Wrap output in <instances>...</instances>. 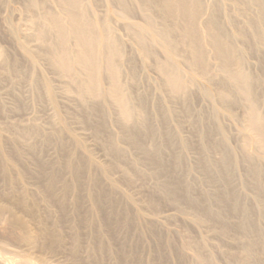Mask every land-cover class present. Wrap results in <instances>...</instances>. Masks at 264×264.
I'll list each match as a JSON object with an SVG mask.
<instances>
[{
	"label": "bare ground",
	"instance_id": "6f19581e",
	"mask_svg": "<svg viewBox=\"0 0 264 264\" xmlns=\"http://www.w3.org/2000/svg\"><path fill=\"white\" fill-rule=\"evenodd\" d=\"M25 12L29 20L21 28L10 24L8 31L28 65L0 49V83H12L17 104L11 112H20L28 106L13 78L29 76V87L51 112L47 131L38 124L41 117L22 126L0 123V200L41 226L37 234L25 227L22 240L35 246L42 239L48 252L64 248L74 264H217L208 249L211 236L240 247L226 251L228 264H264V0H30ZM117 24L130 36L141 67L152 62L158 79L140 77L136 64H128L133 58ZM254 54L260 74L249 65ZM41 65L62 82L60 92L37 74ZM142 81L148 86L137 91ZM150 86L162 95L153 109ZM59 95L78 118L61 108ZM196 97L212 110L196 112ZM3 102L4 115L9 108ZM222 118L236 128L238 152L230 148ZM74 123L92 127L108 164L97 161ZM185 124L198 139L195 166L207 187L200 191L183 176L187 154L197 147L181 134ZM49 148L54 155L44 159ZM240 164L254 207L238 189ZM157 177L166 179L155 182ZM153 181L152 191L146 190ZM163 203L209 235L196 239L186 228L179 240L170 237L157 224ZM11 223L25 225L15 214ZM63 230L70 234L67 244ZM4 255L0 264H39Z\"/></svg>",
	"mask_w": 264,
	"mask_h": 264
},
{
	"label": "rangeland",
	"instance_id": "374dc122",
	"mask_svg": "<svg viewBox=\"0 0 264 264\" xmlns=\"http://www.w3.org/2000/svg\"><path fill=\"white\" fill-rule=\"evenodd\" d=\"M29 1L30 0H3V1L0 0V2H2V3H0V49L3 51V54L6 57H9V58L19 57L20 60L22 59V63L21 64L22 65L24 64V66L28 65L27 64L28 62L25 60L26 58L25 59L23 58L24 55L22 54L23 55V57H22V55L20 54L19 50L16 48L15 42L13 43V40L10 37V34H9L10 32L8 30L10 28V24L13 25V26H17V27L21 28L29 20V18H30L29 13L25 12V7L27 6ZM48 6H49L48 8H50V9H52V8L54 10L56 9L53 6V4H48ZM97 9H98V13L100 15H104V13L106 11V7H105L104 4L98 5ZM134 20L141 21V18L139 16L137 17V15H136V16H134ZM118 24H117V35L120 38V40L123 42L125 51L128 52V53H131V57L133 58V59H131V63H128V64L131 65V67L133 66V64H136L135 66H136V69L139 72V76L140 77L147 76V78H150L152 80L158 79V75H157L156 70L153 67H151L152 66V62L149 63V65H148L149 67L148 68L144 69L143 67H141V61L139 60V58L134 56V50L135 49H134V47L131 44L130 36L128 35L126 30L122 26H120ZM24 34H25V32L22 31V33H21V35H23L22 37H24ZM29 45H30V47L33 48V50L35 51V53L38 56L42 55V51L38 49V47H37V45H36V43L34 41H32V40L29 41ZM249 57H250L249 58V62L251 63V64L249 63V65H250V67H252L251 69L252 70L255 69L254 72L260 74L261 73L260 69H258V70L256 69V67L258 65L257 63H259V60L258 59L256 60V58H260V57L258 55L256 57L255 54L253 56L250 55ZM0 71H1V66H0ZM37 74L41 75V76L49 77L53 81L54 86L56 87V89L60 92V89L62 87V82L58 79L57 75L53 71L48 69L46 66L41 65L40 70L37 72ZM29 79H30L29 76H23L22 74H20L19 76H15L13 78V81L18 82V84H19L18 92H20V94H21V96L19 95L20 98L23 97V99L21 98L22 101L24 100L25 102L24 101L23 102L26 103L27 106H28L23 111L14 112V113L11 112L12 111L11 108H12V105L13 106L15 105L14 104L15 102L17 104V96H16V99H15V94L12 95L13 92L11 93L12 83H10L7 80H5L3 83H0V98L2 99V101H4L3 103L5 105H7L4 110H6V108L8 110V108H9V111H5L4 112V110H3V112L5 113L4 115H3V113L0 114V116H1L0 118H2V119H0V121H1L0 123H2L1 125L3 127L4 126L5 127L6 126H12V125H15V124H17L19 126H22L24 124L25 125L33 124L31 122L36 117H41V119L38 122L40 127H42L46 131L50 130V126L48 125V121L47 120H48V117L50 115L49 113L51 111L49 110L48 107H44V105H42V103H41L40 99L38 98L37 94L31 90V88L29 87V83H28ZM142 82L143 83H141L139 85L140 89H137V91H141L142 92L144 90V88L148 86V85L145 84L144 81H142ZM154 90L155 89L153 87H151V86L149 87V92H151L150 93L151 95H149V96L151 98L154 97L153 99H149V102H150V107L149 108L150 109H153L154 105L157 104L155 102V101L158 100L157 97H159L160 99L162 98L161 97L162 95L160 93H156L157 91L155 90L156 91L155 92ZM58 99H59L58 101L60 103V106H61V108H63V110H69V111L74 112V115H73L74 118H78L79 117V114L76 113L77 111L71 109V107L68 106V105H70V103L68 104V100L66 98H64L62 95H59ZM153 100H154V102H153L154 104H151ZM195 101H194L193 107L195 106L194 110L196 112L203 111V110L204 111L208 110L207 112H210L209 110H212L210 108L211 105L210 104L207 105L208 103L205 102V100H203L201 97H199V98L196 97ZM157 102H159V101H157ZM197 109H198V111H197ZM239 114H241L240 110H239ZM221 122H223L225 128H227V125H228L227 132H229L230 134L229 133L228 134L231 136L230 137V141H229L230 142L229 145L231 146L230 148L231 149L233 148L234 152H238V150H235V149H239L238 145L240 144V141H239V139H237L238 136L236 135L237 132H236L235 126L232 123H230V121H228L227 119H224V118L221 119ZM73 126L77 129L78 133L81 134V136L87 142L89 147L94 151L97 161L102 163V164H108L111 161L110 160L111 158H110L109 155H107V153L104 151V149L100 145H98L97 138L94 137L92 127L90 125L84 126V125H82L80 123H74ZM115 126H114V124H112L110 126V134L113 135V136L114 135L116 136L119 133L118 132L119 131L118 127L116 126L117 127L116 128ZM174 126L175 125L173 124V129H176V127H174ZM193 131L194 130L188 124H185L180 129L181 134L183 136H185L186 138H188L190 136L188 139H190V140L193 139L192 141L194 142L193 144L195 145V143L198 144V142H197L198 139L196 137V132L194 133ZM116 132H117V134H115ZM234 137H236V138H234ZM232 138H233V140H232ZM195 146H197V145H195ZM195 146H193V148ZM236 147H238V148H236ZM197 148H198V146L195 147L192 152H191L192 149L188 152L189 154H187V161H188L187 165H189V167L186 166V168L188 170L185 168V170L183 172L184 173L183 176L189 177L191 182H192V184H193V186L198 191H200V190H202V188L206 189L207 187L204 188L205 187L204 186L205 185L204 184V179H203L204 177L198 171V169H196L197 167L195 166L196 165L195 162H197V159H195V157L196 158L198 157L197 155H198V152H199V149H197ZM51 154L54 155V150L52 148H49L48 150H46V153L44 154V159H48V158L52 157ZM129 157H131V155H129ZM129 160L131 161V158ZM121 166L123 168L127 167L124 163L121 164ZM185 171H187L188 173L185 172ZM236 171L238 172L239 175L237 174ZM235 173L237 174L236 175V180H237L236 182H237L238 186L240 187L238 189L241 190L245 201L247 203H249V205H251V206L254 205L255 206V203L253 201V191L248 189L247 187L245 189L244 188L245 185H243L244 183L242 182V180L244 181V179H245V176H244L245 171H244L243 165H241V164L238 165L236 167V169H235ZM159 175L160 176H165L167 178L166 174H159ZM159 175H158V177H159ZM115 177L116 178L120 177V174L116 173ZM158 177L156 178V180H154L155 182L156 181H160L162 179V177H161V179H159ZM166 178L163 177L162 180H165ZM157 179H159V180H157ZM154 181H153V183L151 182L152 184L151 183L149 184V186L146 188V190L152 191V189L155 186V182ZM131 193H133V194L137 193V190L135 189L134 185H131ZM247 195H249V197ZM254 206H252V207H254ZM3 207L4 208H7V207L11 208L10 209L11 213H7L6 211L3 213L1 211V208H3ZM173 207L174 206H171L169 204L163 203V205H161V207L159 209V213L160 212L161 213L160 214L158 213V216H157V220H158L157 224L160 223V225H158V226L160 228H162V229H165L166 233L169 231L168 232L169 234L168 233L167 234L171 235L170 237L174 236V239L176 238L177 240H179L180 239L179 238L180 235H182L183 232L186 231V228H188V230H190V231L187 230L188 233H191V235L194 234L193 237L196 238V239L197 238L198 239L201 238L202 236H204V234H206V237H207V235H209V234L206 233L205 229H202V228L199 229L198 227L193 226L190 223V221H188L189 219L186 216V214L182 213V210H180V209L177 210L178 208L174 207L175 208L174 209ZM178 212H181L182 214L178 213ZM12 214H15L17 217H19L21 220H23L25 222V225L24 226H21L19 224H17L16 226L12 225V223H11ZM53 215H55V213ZM53 217H55V216H53ZM166 217H167V219H166ZM259 225L260 226L262 225L261 228L263 229V227H264V219H260ZM25 227H27L29 230H31L33 234H37L39 232V229L41 228V226H39L38 223L36 221H34V219L32 217H30L29 215H27L24 212H22L20 208H18L17 206H12V204L7 202V201L5 202L4 200H0V253L2 252L3 255L5 253L8 258H11L13 256V260L16 257L17 261L21 257L20 259L23 258V260L25 258L26 259L27 258L28 259L31 258L32 260L36 261L39 264H74L73 263V257L71 256L69 251H67L64 248L63 249L60 248V249L56 250L55 252H48L46 250V248H45V241H43L42 239L35 246L27 245V243H25L22 240V238H21V235L23 234ZM189 227H192V228H189ZM194 231H196V232H194ZM181 232H182V234H181ZM69 235L70 234H69L68 231L63 230V236L66 239V244L70 242ZM211 243H212V245H211ZM217 243H218L219 247H218ZM84 244L86 245L85 242H84ZM208 244H209L208 245V247H209L208 249L211 252L213 250L214 254L218 256L217 261L218 260L219 261L217 262V264H228L227 263L228 260L226 259L227 258L226 257L227 256V252L226 251H228V252L229 251L230 252L240 251V247L237 246L236 244H234V243H232L230 241H221L217 237H214V239H213V237L208 236ZM82 247L84 248L83 245H82ZM223 247H225V248H223ZM229 248H231V249H229ZM235 248H237L236 249L237 251L235 250ZM221 250H223V252H226V253H222ZM220 253H222L223 255L220 254ZM224 254H226V255H224ZM85 255H86L85 252H83L82 258H81L80 261H82V259L84 258ZM4 257L6 258L5 255H4ZM224 258L226 259L225 261H224ZM20 261H22V260H20Z\"/></svg>",
	"mask_w": 264,
	"mask_h": 264
}]
</instances>
